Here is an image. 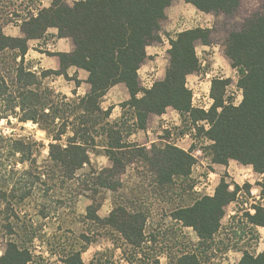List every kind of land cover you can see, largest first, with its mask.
Listing matches in <instances>:
<instances>
[{
    "label": "trees",
    "instance_id": "obj_1",
    "mask_svg": "<svg viewBox=\"0 0 264 264\" xmlns=\"http://www.w3.org/2000/svg\"><path fill=\"white\" fill-rule=\"evenodd\" d=\"M174 0H52V6L43 9L22 25L25 38L5 35L0 25V56L14 55V89L0 76V119L10 111L20 123L32 122L51 134L49 163L53 171L72 179L76 172L90 165L89 148L95 144L92 134L99 122L110 116L111 108L103 111L99 105L102 97L114 86L125 84L131 99L123 107L133 109L137 127L146 129L151 114L162 115L171 108L178 111L185 121L188 116L195 123L208 120L211 128L202 133L213 141L209 154L214 164L227 165L231 160L254 171L264 173V13L253 15L244 27L232 32L225 44L224 52L238 71V87L243 91L239 106L224 104L225 87L228 81L214 80L212 95L215 103L208 112L192 109V92L186 86L187 77L200 69L197 43L209 45L211 31L193 28L179 33L170 40V65L166 77L156 82L149 90L139 86L138 71L147 57L146 48L158 40L161 24L166 19V9ZM199 11L233 14L241 0H185ZM50 28L58 29L59 38H71L75 50L71 54H58L64 69L75 66L89 73L91 92L79 101L70 102L57 95V100L68 105L70 113L46 102L47 93L43 80L50 74L62 72L45 71L38 76L25 65L28 41L39 39ZM12 90V91H10ZM48 92V93H50ZM143 92V97L137 95ZM67 102V103H66ZM3 104V105H2ZM58 121V122H57ZM109 126L106 155L113 163L112 169L97 173L98 185L115 189L111 178L121 174L125 156L119 129ZM71 128L66 145L62 138ZM103 128V127H102ZM200 131V130H198ZM95 132V131H94ZM0 138V141H3ZM5 148L12 157L20 155L19 163L36 165L34 145L27 141L12 140ZM161 184L177 178L189 177L195 159L187 152L173 146L153 150L148 160ZM95 173V172H94ZM106 174V177L102 176ZM111 173V176H110ZM32 178V186L42 181L40 175L23 172ZM239 187L230 190V184L222 179L213 196H203L191 207L176 212L186 226L193 227L204 238H211L220 227L225 207L236 200ZM30 193H24L26 198ZM3 196L6 193L3 192ZM94 207L88 209L90 218L118 228L124 238L133 245L144 240L141 215L127 216L120 207L116 215L107 220L96 217ZM250 220L264 226V210L257 209ZM32 254L28 248L10 243L0 257V264H30ZM64 264H84L80 251H71L63 259ZM182 264H199L195 256H184ZM239 264H264V252L258 256L245 253Z\"/></svg>",
    "mask_w": 264,
    "mask_h": 264
},
{
    "label": "crops",
    "instance_id": "obj_2",
    "mask_svg": "<svg viewBox=\"0 0 264 264\" xmlns=\"http://www.w3.org/2000/svg\"><path fill=\"white\" fill-rule=\"evenodd\" d=\"M51 6L52 0H36L35 5L29 7L28 13L23 16V19H21V16L16 15L15 24L8 21L3 28L4 33L11 37L25 38L26 35L22 31L23 23L31 17H36L40 11ZM199 14H203V12L192 4L186 3L185 0H174L172 5L166 9V19L161 24L157 35L158 40L147 46V57L138 71V81L141 89L149 90L156 82L164 80L170 65V40L175 39L179 33L184 31L179 28L180 18L182 16L193 18ZM1 26L3 27V25ZM209 47L202 44L200 51L197 48L198 57L201 51L207 50ZM211 48L213 50L212 66L215 69L219 67L224 69L223 76L221 78H205V74L213 71L204 70L205 65H202L199 57L200 69L187 77L186 86L189 89L201 84L204 94L210 96L211 106H213L215 103L212 95L213 81H228L224 93V104H228L231 99L228 98L227 100V95L234 88H237L239 74L232 67L231 60L220 46ZM74 50L75 44L71 38H59L58 29L50 28L42 38L28 41V51L25 55V65L38 76L45 71L62 72L61 74L48 75L44 78L43 84H46L54 93L60 97H65L70 102L79 101L91 92V86L88 83L89 73L75 66L64 69L61 58L58 56V54H71ZM137 97H143V92H140ZM130 99L131 95L126 85L118 84L112 87L99 103L103 111L111 108V113L108 118L99 122L95 127L96 132L93 135L96 142L90 146L88 152L90 165L91 162L100 163L102 160L104 165L103 167L100 165L101 167L97 169L98 172L113 168V163L106 155L108 149L107 129L109 127L106 126L107 124L120 130L122 143L127 147L122 149L125 159L124 168L120 175L123 176V179L120 180L121 183L115 184V189L105 188L106 191L114 194V197L108 196L100 204H96L97 201L91 199L92 201H90L87 210L80 212L84 214L83 218L87 222L95 224L98 229L104 231V236H106V240L103 239L97 244H92L90 240L86 241L85 247L80 250L83 263L182 264V258L190 255L195 256L199 264H239L246 252L254 256L263 253L264 226L254 224L250 217L256 215L258 208L264 210V173L255 172L252 166L242 165L234 160H231L227 165L214 164L211 159L210 170L215 189L222 179L230 184L231 191L234 190L235 185L239 187L236 200L225 207V214L220 220V227L211 238H202L193 227L186 226L176 216L178 210L191 207L194 203L177 207L167 215L162 216L158 212H152L151 209H148L151 206L147 205L155 202L159 204L161 199L157 195L131 199V203L134 202L136 205L140 203L135 207L120 203L115 194L118 189H121L122 184L128 183L129 185L131 182H135L133 180H136L138 184H142L139 178L140 175L144 174L142 172L138 173V171L144 170V176L150 178L144 180L143 184L148 181L149 187L158 192L165 187L171 188L174 184L176 185L178 179H188V177L177 178L173 176L172 180L161 184L160 179L148 162L153 156L154 149L163 150L167 146H173L188 153L191 141L186 138V133L182 132V136L178 140H174L173 133L170 136L164 135L168 129L171 130L173 127L182 128L181 126H184L185 123L184 117L178 111L169 108L162 115L151 114L146 129L142 130L137 127V119L133 109L122 106ZM242 100L243 96H238L236 105L241 104ZM192 109L202 111L193 106ZM200 121L203 120L196 122ZM192 172H194V167L189 177H191ZM132 176H134V179L131 178ZM125 178L127 181H125ZM90 207L95 208L96 217L101 220H107L116 215L117 209L120 207L126 211L127 216L141 215L144 219L142 224L144 240L140 245L129 243L118 228L110 224L100 223L95 218H90L88 216ZM159 222H162L163 226L155 227V229L151 228L152 233H147L146 230L149 225L153 226L156 223L159 224ZM169 230H174L178 237L181 236L180 239H184V243L182 244V241L172 243L175 239H179L175 238L168 246H163L158 238L163 232ZM148 252L151 255L147 258Z\"/></svg>",
    "mask_w": 264,
    "mask_h": 264
},
{
    "label": "rangeland",
    "instance_id": "obj_3",
    "mask_svg": "<svg viewBox=\"0 0 264 264\" xmlns=\"http://www.w3.org/2000/svg\"><path fill=\"white\" fill-rule=\"evenodd\" d=\"M35 2L36 0H0V25H3L4 28L8 21L15 24L16 15L23 19V16L28 13L29 7L34 6ZM262 13H264V0H241L239 8L230 15L213 12L199 14L193 18L182 16L179 20V28L189 30V28L199 27L211 31L208 45L210 47L201 51L199 57L202 65H205L204 70L222 73L224 69L220 67L215 69L212 66L213 50L211 47L220 46L224 51L229 35L241 30L245 22L253 15ZM195 19H201V21L196 22ZM201 46L202 43L198 42V51ZM14 69L13 54L8 52V54L0 56V76L5 77L7 84L12 89H14L12 84L15 79ZM42 88L41 92L45 88L49 89L46 84H43ZM45 92L47 93V104L52 101L56 106L62 108V112L70 113L72 108L57 100L56 93L49 90ZM3 117L6 118L0 119V138L4 139L0 141V257L5 254L10 243H16L20 247L30 250L32 254V263L30 264H64L65 256L71 251L83 249L86 241L90 240L92 244H97L106 238L103 230L98 229L95 224L87 222L83 218L84 214L80 213L87 210L92 200L97 201L96 204H100L106 197H114V194L97 184L96 175L99 173L97 169L103 167L104 161L91 162V165L76 172L72 179H66L63 173L53 171L49 163V145L52 142V136L48 131L42 129L39 124L20 123L10 111L5 112ZM185 123L184 126H181L182 128L177 126L171 130L168 129L164 135L170 136L173 133L174 140L180 139L182 132L187 133L190 130L189 122L185 121ZM198 130V135H202L201 129ZM94 131L96 132V130ZM71 133V128H69L68 133L62 138L63 145H66V140L72 135ZM10 139H23L28 143L35 144L36 165L19 163L20 155L12 157L5 148L10 144ZM25 171H31L34 176L40 175L42 181L32 186V178L23 175ZM140 172L145 175L144 170L138 171V173ZM200 174L201 170H194L187 180L178 179L176 185L174 184L171 188L165 187L160 192L150 188L148 181L143 184L144 180L150 178L140 175L139 179L142 184H138L136 180H133L135 182H131L129 185L124 183L115 195L120 203L134 207L140 203L137 205L134 202L131 203V199L157 195L161 202L147 204L151 206L148 209L158 212L161 216L167 215L177 207L190 205L202 198L194 191ZM120 175V173L112 175L111 180L116 185L123 179V176ZM102 176L106 177V174L104 173ZM125 181H127L126 178ZM3 192L6 193V196H3ZM27 192L30 194L22 200L21 196ZM160 226H163L162 222L153 226L149 225L146 231L152 233L151 228L155 229ZM180 238L182 237H178L174 230H169L163 232L158 239L163 246H168L174 239L172 243L182 241L183 244L184 239ZM150 255L148 252L147 258Z\"/></svg>",
    "mask_w": 264,
    "mask_h": 264
},
{
    "label": "built area",
    "instance_id": "obj_4",
    "mask_svg": "<svg viewBox=\"0 0 264 264\" xmlns=\"http://www.w3.org/2000/svg\"><path fill=\"white\" fill-rule=\"evenodd\" d=\"M205 14V13H204ZM196 20V19H195ZM201 19H197L196 22H200ZM208 26V25H207ZM223 74L219 71H213L205 74V78H221ZM196 87L189 88L192 92L193 102L192 106L194 108L200 109L202 111L208 112L211 109V98L209 95H205L201 84L195 85ZM238 96H243V91L237 86L234 90L227 95L234 106L236 105V100ZM228 103V104H229ZM240 105V104H239ZM238 105V106H239ZM188 122L190 125L189 132L186 133V138L190 139L191 147L188 153L195 159L194 170H201V174L198 178L197 184L194 186V191L203 196H213L215 193L214 179L212 177V172L210 170L211 156L209 154V147L213 145V141L210 140L204 133L198 135V129L202 128L203 132L209 131L211 128L208 120H203L200 122L193 123L188 116Z\"/></svg>",
    "mask_w": 264,
    "mask_h": 264
}]
</instances>
